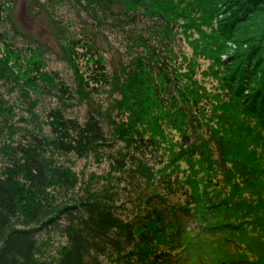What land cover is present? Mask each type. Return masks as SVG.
Returning a JSON list of instances; mask_svg holds the SVG:
<instances>
[{
	"label": "trees",
	"instance_id": "obj_1",
	"mask_svg": "<svg viewBox=\"0 0 264 264\" xmlns=\"http://www.w3.org/2000/svg\"><path fill=\"white\" fill-rule=\"evenodd\" d=\"M17 3L0 0V85L43 111L0 171V264H264V0H31L61 60L91 66L72 85L16 25ZM106 103L131 124L116 137ZM90 157L123 171L135 211L76 193L68 164ZM49 233L65 237L53 259L38 251Z\"/></svg>",
	"mask_w": 264,
	"mask_h": 264
},
{
	"label": "rangeland",
	"instance_id": "obj_2",
	"mask_svg": "<svg viewBox=\"0 0 264 264\" xmlns=\"http://www.w3.org/2000/svg\"><path fill=\"white\" fill-rule=\"evenodd\" d=\"M30 2L31 0H18L14 12L16 25L20 29L40 39L42 46H46L45 48H49L53 50V52H55L50 53L46 52L44 48L42 49V52H46V56H43L44 61L47 63L46 69L52 72H56L59 76L65 77L72 85L75 80L77 82L79 78L81 79L82 75L88 73L91 66L86 61H81L80 63H78V65L79 67H82V70L81 73H78L74 72V70L70 68V66L65 61L61 60L60 54L63 50V47L60 46L59 42L56 41L53 30L49 26L50 22L48 17L45 15V12L41 8H39V13L31 10ZM73 12L67 13L66 10H63L62 12L58 13V15L60 17H64L66 20V18L70 19L69 17L75 18ZM77 26L81 29L78 23ZM74 37L79 36L76 35ZM13 42L14 44H12L15 48L23 49L22 46L27 45L23 44V42L21 41L16 42L13 40ZM109 43H107L104 39L103 41H101L105 57L118 64V61H121V56L119 53H116L115 48L119 47V44L115 42L114 39H111ZM33 46L35 47L34 44ZM84 56H86V53H82L81 58ZM222 57L224 59L226 58V55L223 54ZM201 60L202 61H199V64L201 65L202 69L207 70L208 66L211 64V61L208 59ZM12 63H14V61H10L8 63L10 65L8 67H12L14 74L19 76L18 74H20V72H17V69L14 68L15 66L12 65ZM197 78L200 79V82H204L203 84H205L211 90L215 88V85L217 83V79L214 76L212 77L211 75H209L206 79L203 77H199V75L197 76ZM7 84L8 85L3 86L1 83L0 85V171L3 170L5 164L7 163L9 154L12 153V147L15 146L14 144H17L19 140H21L23 134L25 133V129L28 127L31 128L37 125V123L42 122L41 117L43 111V109L41 108L43 103L37 105L34 97H32L33 99H30V95L27 91V94L22 91L20 93L18 90L13 93L12 82ZM23 95L28 96L27 99L29 103L26 102L27 100L23 98ZM101 98H103V96L100 97V99ZM47 100L50 101L52 99L48 98ZM74 109L81 112L84 107L75 105ZM115 109V105L106 103L103 109V119L105 123L108 124L110 133H112L116 137L117 134H119V131L122 132L125 128L131 126V124L129 123L130 121L123 122L122 119L120 120V124L118 122L116 123L114 121L115 114H110V112L115 111ZM119 145H121V143H119L118 146ZM118 146H115L114 149L116 148L117 150V148H120ZM71 162L73 163H69L68 166H70L69 168L71 172L73 171L78 178L76 193H78L80 197H84L88 193L103 196V194H105V192L109 190L113 198L116 199L117 204H125L127 211L136 210V206L138 205V203L131 202L130 200V197L132 199L136 197V194L131 195L133 194L132 192L134 190L130 186L129 182H120V177L123 174V171H120L117 168L111 169L112 164L110 165L109 160L99 161V159H96V157H90L89 159L75 160ZM53 229L50 230L52 231ZM42 237L43 238L41 240H43L44 242L41 241V244L38 245L40 256L46 259L55 258V255H57L58 252V248L61 247L65 242V237L60 233L44 234ZM117 263V259H105V264Z\"/></svg>",
	"mask_w": 264,
	"mask_h": 264
}]
</instances>
